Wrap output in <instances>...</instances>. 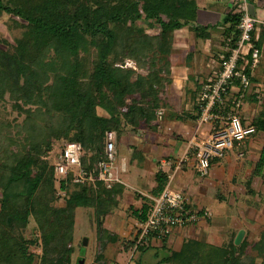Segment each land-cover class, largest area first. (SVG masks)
<instances>
[{"label":"trees","instance_id":"trees-1","mask_svg":"<svg viewBox=\"0 0 264 264\" xmlns=\"http://www.w3.org/2000/svg\"><path fill=\"white\" fill-rule=\"evenodd\" d=\"M197 11L193 0H0V15L6 13L25 23L14 52L0 49V96L10 93L17 108L27 114L24 144L9 140L11 147L22 150H10L6 155L0 152V264H33L27 244L38 240L21 242L11 235L15 226L25 228L29 217H34L44 231L45 263L72 264L75 211L95 208L98 219H104L119 206L124 184L111 189L102 182L76 185L72 175L58 184L53 164L41 156L53 150L54 140L81 143L82 165L91 171L106 158L108 132H114L120 142L127 135L158 129L156 113L163 109L162 95L172 82L175 32L193 26ZM225 22L232 23L228 33L234 32L231 42L235 45L239 18L229 15ZM148 29L155 33L148 34ZM193 31L197 39L208 36L207 29L198 25ZM90 58L93 61L88 69L85 64ZM126 59H133L149 74L119 66ZM21 103L35 110H25ZM187 118L197 121L198 109L196 115L188 113ZM255 125L257 131H264V114ZM156 182L154 197L163 192L168 176L159 171ZM71 186L77 190L65 207H52L49 200L56 198L57 187L66 192ZM138 198L143 205L131 209L132 216L143 224L152 201L140 195ZM112 237L111 241H116V236ZM137 240L138 235L132 246ZM50 243L55 245L50 248ZM144 244L139 251L144 250ZM198 244L187 242L169 259L173 264H197L192 254ZM245 249L247 242L239 235L228 249L212 248L214 255L202 258L201 250L198 260L240 264L236 256ZM255 249L264 256V232ZM56 254L60 257L49 258ZM81 261L83 258L77 264Z\"/></svg>","mask_w":264,"mask_h":264},{"label":"crops","instance_id":"crops-1","mask_svg":"<svg viewBox=\"0 0 264 264\" xmlns=\"http://www.w3.org/2000/svg\"><path fill=\"white\" fill-rule=\"evenodd\" d=\"M193 1L198 8L197 20L193 26L198 25L201 30L207 29L208 36L198 37L199 51L196 54L189 50L192 35L196 37L193 26L175 32V44L171 55L172 82L163 95V99L170 106L164 110V120L155 131L127 135L130 146L135 149L133 153L137 154L135 160L131 159V165L139 171L146 172L147 168L153 170L154 182L151 185L147 184L144 174L137 173L133 175L132 181H124L126 188L129 187L131 190H125L123 197L134 192L143 198L154 197L153 190L157 186L156 174L161 171L168 176V184L170 183L173 189L186 194L191 206L209 211L199 203V198L204 193L213 191V198L219 201L226 198L231 200L230 204L235 205L236 200L242 199L246 194L251 196L259 193V187L263 186L264 190V166L261 165L264 161V131H257L246 141L236 143L225 159L213 163L207 178L202 179L195 172L196 162L193 156H190L178 171L175 168L168 169L164 165L165 161H176L181 158L187 144L193 138L202 139L212 130L211 125L199 127L198 120L193 122L187 115L188 113L196 115L197 98L202 85L218 77L227 43L234 38V32L228 33L232 23L225 22L229 15L235 16L230 3L217 0ZM250 6L252 14L259 21L254 40L261 51L260 60L254 68L247 69L250 85L242 91L244 97L241 107L235 108L233 104L240 91L236 87L231 91L232 101L226 104V108L233 109L244 125L256 128V122L263 118L264 114V0H250ZM235 30L239 32L238 26ZM192 62L195 63L194 66ZM193 70L195 73L197 70L199 75L193 82H188L191 80ZM147 136L148 139L144 140ZM137 203H142L139 208L141 209L142 198ZM210 214L212 218V212ZM133 218L132 221L138 226V235L140 223ZM209 219L188 227L179 226L166 235L159 236L153 233L145 242L144 250L139 251L145 252L143 255L146 256L145 262L137 264H152L154 260L155 264H173L169 258L180 252L187 236L199 237V229H204ZM239 235H242L243 239L244 233L240 232L237 239ZM142 253L138 256L140 257Z\"/></svg>","mask_w":264,"mask_h":264},{"label":"rangeland","instance_id":"rangeland-1","mask_svg":"<svg viewBox=\"0 0 264 264\" xmlns=\"http://www.w3.org/2000/svg\"><path fill=\"white\" fill-rule=\"evenodd\" d=\"M25 23L19 18L12 15L3 13L0 15V49L4 51L14 52L16 42L22 37L25 31ZM148 34L155 33V31L148 29ZM191 41L189 43V50L194 51L196 54L199 51V39L192 35ZM196 50V51H195ZM92 58L86 60V67L89 69L92 65ZM194 62V61H193ZM192 62V63H193ZM195 63L192 65L194 66ZM123 66L125 69H133L137 74H142L147 76L149 72L147 70L139 69L137 63L133 59H126ZM192 77L188 82H193L195 78L199 75V72L191 71ZM136 79V76L135 78ZM172 80V78H170ZM171 85L169 83L168 87ZM166 92H163V95ZM161 100V107L163 110H167L170 104L163 99ZM179 103V102H178ZM21 105L25 110L35 107ZM180 105V104H179ZM100 114H104L102 110H99ZM27 114L20 111L16 106V101L13 100L10 93H5L0 96V152L3 155L10 150H17L20 152L21 147L17 148L15 146L11 147L9 143L10 139H15L16 145H23L24 138L26 136L27 130L23 129L25 125ZM164 120V119H163ZM160 121V123L163 122ZM20 133V135H19ZM132 139V138H131ZM148 136L144 138L147 140ZM65 139L54 140L53 150L48 154H43L41 158L53 164V158L55 154L61 149L65 143ZM137 141H139L137 139ZM117 148V165L121 167L122 163L126 161L127 171L120 172V177L122 181H132L137 173L141 175L144 174L147 184H152L154 182L153 170L150 168L145 171H139L131 165V159L135 160L136 153L135 150L130 145V139L126 136L122 141H116ZM6 148H9L7 150ZM21 154V153H20ZM145 172V173H144ZM198 178V177H197ZM77 188L69 187L65 191H56V198L49 200L50 205L54 208H63L66 205V200L73 192H76ZM126 190L130 191L129 187ZM259 193L256 195H245L242 199L236 200V204L232 205L229 201L217 198H213V191L209 193H204L199 198V203L204 205L206 209L212 212L213 216L211 219L207 220V226L203 229H199V237L195 235L187 236V242L199 243L196 251L192 254L193 257L197 258V264H208L204 262L205 260H198L202 250V258L207 257L206 254H213L212 248L222 249L230 248L237 239L240 232L244 233L243 240L247 242V249L241 251L243 253L237 254V259H239L240 264H261L263 262V257L260 256L258 251L255 249L260 243L261 234L264 232V190L263 186L259 187ZM178 191V190H177ZM135 193V192H134ZM130 194L123 197L119 202V206L112 209L110 214L104 219L96 214L95 208H79L74 213V227L72 229V248L74 252L71 257L72 264L79 263L80 259H84L83 264H137V262H145L146 256H143L145 252H132L134 251V246H132L133 241L137 237L138 226L132 221L133 216L131 214V209H139L142 203H137L139 198L135 195ZM142 196V195H140ZM223 196V195H222ZM232 203V202H231ZM1 211V205H0ZM13 225V221L11 223ZM106 230V234L103 232ZM43 230L39 228V225L34 217H29V222L25 228H18L15 226L14 230L11 231V235L19 239L21 242L29 241L35 242V244H27L29 253L32 258L33 264H46L43 260L45 255V248L42 242ZM112 236H116V241H111ZM58 235L55 236V241L58 242ZM88 240V245L84 244V240ZM38 243V244H37ZM51 244V243H50ZM180 251H182L183 246ZM51 244L50 248L53 247ZM201 245V246H200ZM159 249V248H158ZM143 251V250H142ZM148 252V251H147ZM139 253H142L140 257ZM217 253V252H216ZM60 256L56 254L55 256H50V259L59 258ZM139 257V258H138ZM131 258V259H130ZM168 258V257H167ZM224 259V257H223ZM223 259L221 258L220 263ZM141 260V261H140ZM152 264L156 263L154 260ZM216 264V261L213 263Z\"/></svg>","mask_w":264,"mask_h":264},{"label":"built area","instance_id":"built-area-1","mask_svg":"<svg viewBox=\"0 0 264 264\" xmlns=\"http://www.w3.org/2000/svg\"><path fill=\"white\" fill-rule=\"evenodd\" d=\"M217 1L230 3L233 15L238 16L239 38L235 45L231 40L227 43L218 77L205 82L197 98L198 126L211 125L212 130L202 139L193 138L187 144L181 158L164 162L168 169L175 168L178 171L190 156H193L196 162L195 172L202 179L210 175L213 163L225 159L236 143L246 141L257 132L254 126L244 125L233 109L227 110L226 104L232 101L230 98L232 89L238 87L240 91L233 104L235 108L241 107L244 97L242 91L250 85L247 69L254 68L260 60L261 51L254 40L259 21L251 12L250 0ZM156 114L160 122L164 118L165 111L160 109ZM116 141L114 132L106 134V158L91 171L82 165L84 155L82 144L64 143L53 158L57 183L60 184L61 180H66L72 175L73 183L76 185L102 182L107 189H111L116 184H124L120 172L127 171V163L124 161L121 167H118ZM148 198L152 201V208L147 220L140 224L138 240L131 258L138 247L143 245L153 233L159 236L166 235L179 226L188 227L211 218L209 211L191 206L186 194L173 189L170 183L160 196Z\"/></svg>","mask_w":264,"mask_h":264},{"label":"water","instance_id":"water-1","mask_svg":"<svg viewBox=\"0 0 264 264\" xmlns=\"http://www.w3.org/2000/svg\"><path fill=\"white\" fill-rule=\"evenodd\" d=\"M12 223V218H9V224H11ZM84 244L87 246L88 245V240L87 239H85L84 240ZM83 262L84 261H81V264H83Z\"/></svg>","mask_w":264,"mask_h":264}]
</instances>
